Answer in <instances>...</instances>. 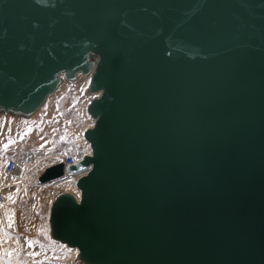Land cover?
I'll list each match as a JSON object with an SVG mask.
<instances>
[{
  "label": "water",
  "instance_id": "water-1",
  "mask_svg": "<svg viewBox=\"0 0 264 264\" xmlns=\"http://www.w3.org/2000/svg\"><path fill=\"white\" fill-rule=\"evenodd\" d=\"M103 1L0 0V135L90 77L83 201L58 191L47 235L76 264H264V0Z\"/></svg>",
  "mask_w": 264,
  "mask_h": 264
},
{
  "label": "rangeland",
  "instance_id": "rangeland-1",
  "mask_svg": "<svg viewBox=\"0 0 264 264\" xmlns=\"http://www.w3.org/2000/svg\"><path fill=\"white\" fill-rule=\"evenodd\" d=\"M78 85L56 95L35 126L18 134L0 135V146L8 145L9 148L7 154L0 157V189L6 199L0 204V264H76L79 259L76 248L47 235L52 229L48 217L53 198L58 191H72L75 180L68 183L59 180L40 183L38 180L42 168L51 164L53 160L50 159L60 151L59 139L65 140L69 131L77 132V128L86 126L88 119L81 113L84 121L81 120L76 108L82 101L81 110H84L88 101L84 95L89 94L81 96ZM80 136L72 133L66 139L81 141ZM27 148L39 151L40 161L31 169L19 171L16 176L6 175L4 165L10 153Z\"/></svg>",
  "mask_w": 264,
  "mask_h": 264
},
{
  "label": "built area",
  "instance_id": "built-area-1",
  "mask_svg": "<svg viewBox=\"0 0 264 264\" xmlns=\"http://www.w3.org/2000/svg\"><path fill=\"white\" fill-rule=\"evenodd\" d=\"M81 99L82 98H80V100ZM80 104L81 106L76 108V112L78 113L79 118L84 121V118H83L84 110H81V107H83L82 101L80 102ZM88 154H89L88 147L80 144V141H75V140L69 141L65 139L62 142L61 149L59 151L60 159L55 162V163L57 162L64 163L65 171H64V175L61 177L60 180L65 183L75 180L79 173H72L68 171L67 169L68 167L73 166L74 164L78 162H81ZM35 157H37L36 159L40 161V153L37 150L20 149L16 151L15 153L10 155L9 159L7 160L4 166L6 174L10 176H14L18 174V172L21 169L32 168L36 163ZM45 168L46 166L43 167L41 172H43ZM5 202H6V199L4 197L2 189H0V204H3Z\"/></svg>",
  "mask_w": 264,
  "mask_h": 264
},
{
  "label": "bare ground",
  "instance_id": "bare-ground-1",
  "mask_svg": "<svg viewBox=\"0 0 264 264\" xmlns=\"http://www.w3.org/2000/svg\"><path fill=\"white\" fill-rule=\"evenodd\" d=\"M31 1H33L34 3H35V5L37 4V6H38V3H41V2H47V1H49V0H31ZM66 1H70V2H73V6H79V5H82V6H84L85 5V3H89L90 1H96V2H93V4H95L96 6H97V8L98 9H101L102 7H103V5H104V1L103 0H66ZM36 6V7H37ZM39 10H43V8L39 5V8H38ZM37 9V10H38ZM29 14H31V12H29ZM107 34H108V37L107 36H104L103 38H102V41H105V43L106 44H108V45H111V46H113V48H114V37H115V35H116V23H115V18H114V16L111 18V20H110V22H109V25H108V29H107ZM105 58L106 59H108V57H106L105 56ZM96 67L98 68L100 65L103 67V66H105L103 63H102V56H100V55H97V59H96ZM72 64H74V63H72ZM72 64H69V68L70 69H72L73 67H74V65H72ZM79 68H80V66H78ZM96 68V69H97ZM95 69V70H96ZM89 79H90V77L89 76H87L86 78H84L80 83H79V85L77 86L78 87V90H79V92H81V88H82V86L84 85V84H86L87 83V81H89ZM85 97H89V95H84ZM84 107H85V105H84ZM85 109H86V107L84 108V117L85 118H87V116L85 115ZM44 114V113H43ZM17 115H19V116H21V113L20 112H18V114ZM45 115V114H44ZM0 120H3L2 121V123H0V127L1 128H3L4 129V127H7V123H8V117L5 115V114H3V116H0ZM1 122V121H0ZM9 124V123H8ZM89 124H93V121L91 120V119H89L87 122H86V125H88L87 127L86 126H83V127H81V128H77L76 130H77V132L81 135V136H85V133H86V131L88 130V129H90V128H92L91 126L92 125H89ZM90 145V144H89ZM33 148V147H32ZM32 148H30V149H32ZM29 149V150H30ZM27 150H28V148H27ZM33 150H36V149H33ZM37 157H35V160H36V163H37V161H38V159H36ZM9 159V158H8ZM7 159V160H8ZM60 159V157H59V152L57 153V156H55V157H52L50 160H53L52 161V163L51 164H53V163H55L56 161H58ZM7 162V161H6ZM35 163V164H36ZM6 164V163H5ZM51 164H48V165H45L46 167L47 166H49V165H51ZM5 166V165H4ZM35 166V165H34ZM33 166V167H34ZM44 166V167H45ZM27 169H31V168H27ZM43 169V168H42ZM21 170H23V169H21ZM20 170V171H21ZM4 171H5V169H4ZM40 173H42L41 171H40ZM40 173H39V175H40ZM5 174H6V172H5ZM7 175V174H6ZM17 175V174H16ZM16 175H14V176H16ZM29 175H30V173H29ZM38 175V174H37ZM8 176H10V175H8ZM11 177H13V176H11ZM80 178V174H78L77 175V177H76V179H75V181H74V188H77L78 189V193H76L77 194V196H78V202H82L83 201V196H84V189L78 184V179ZM61 178H59V179H57V180H59V181H61L60 180ZM54 181V180H53ZM51 182V181H50ZM48 183V182H47ZM2 185L3 184H1V187H2ZM100 240H97V241H92V243H89V245L87 246V251H88V256L93 260V261H98V260H100L101 258H102V255H106V253L104 252V249H102V246L100 245ZM110 257H111V260H112V262H114V263H118V264H123V259H121V258H118V256L115 254V252H110ZM123 261V262H122Z\"/></svg>",
  "mask_w": 264,
  "mask_h": 264
},
{
  "label": "crops",
  "instance_id": "crops-1",
  "mask_svg": "<svg viewBox=\"0 0 264 264\" xmlns=\"http://www.w3.org/2000/svg\"><path fill=\"white\" fill-rule=\"evenodd\" d=\"M0 128H1V127H0ZM59 141H60V143L62 144V142L64 141V139L61 138V139H59ZM8 149H9V148H7V147H2V146H0V152L3 151V154L1 153V154H0V157H4V156L7 154ZM18 150H20V149H18ZM18 150H15V151L11 152L10 154H13V153H15V152L18 151Z\"/></svg>",
  "mask_w": 264,
  "mask_h": 264
},
{
  "label": "snow or ice",
  "instance_id": "snow-or-ice-1",
  "mask_svg": "<svg viewBox=\"0 0 264 264\" xmlns=\"http://www.w3.org/2000/svg\"><path fill=\"white\" fill-rule=\"evenodd\" d=\"M8 145H5V147H7ZM11 198V197H10Z\"/></svg>",
  "mask_w": 264,
  "mask_h": 264
}]
</instances>
